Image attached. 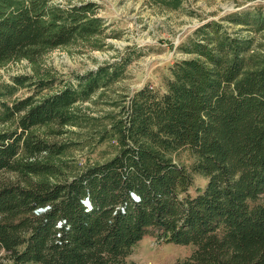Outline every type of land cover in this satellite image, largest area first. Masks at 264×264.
<instances>
[{"label":"trees","instance_id":"16d2710c","mask_svg":"<svg viewBox=\"0 0 264 264\" xmlns=\"http://www.w3.org/2000/svg\"><path fill=\"white\" fill-rule=\"evenodd\" d=\"M96 9L92 1L0 0V61L93 39L105 30ZM225 21L264 30V7L201 26L186 47L195 56L170 67L166 90H136L104 130L101 141L115 139L117 153L54 182L36 177L64 176L69 166L50 158L68 143L35 128L63 133L73 105L114 80L128 58L42 97L54 77L0 84V264H137L127 257L154 229L194 246L176 264H264V55ZM27 83L33 94L7 99ZM181 151L193 161H177ZM196 175L207 184L192 195Z\"/></svg>","mask_w":264,"mask_h":264},{"label":"rangeland","instance_id":"374dc122","mask_svg":"<svg viewBox=\"0 0 264 264\" xmlns=\"http://www.w3.org/2000/svg\"><path fill=\"white\" fill-rule=\"evenodd\" d=\"M89 1L97 7L95 15L104 19L102 34L88 41L79 40L55 48L35 60L0 61V84L12 83L17 75L32 76V82L54 77L53 87L41 91L38 97H42L63 88L66 83H78L80 75L97 71L104 65L119 64L123 58H128L125 68L114 80L73 105L71 111L75 118L63 127V133L54 132L58 129L50 124L35 128L47 140L68 143L63 154L50 158L51 162H65L69 166H61L64 176L48 173L36 177L39 179L61 180L90 164L112 158L118 150L117 142L115 139L101 141V137L115 119L123 117L122 112L133 92L145 85L160 93L165 91L170 67L177 61L195 56L186 47L191 39L200 38L197 31L204 24L220 21L242 9L264 7V0H51L63 8ZM224 23L230 33L253 39L251 52L264 55V30L230 21ZM34 89L36 85L27 83L7 99L26 97L33 94ZM176 159L185 163L193 161L187 151L179 152ZM4 176L16 178L11 173ZM206 184L205 177L196 175L189 192L196 195ZM156 231L152 230L153 234L146 235L134 246L128 261L176 264L193 252V245L163 241ZM2 264L15 263L4 259Z\"/></svg>","mask_w":264,"mask_h":264},{"label":"water","instance_id":"95a60500","mask_svg":"<svg viewBox=\"0 0 264 264\" xmlns=\"http://www.w3.org/2000/svg\"><path fill=\"white\" fill-rule=\"evenodd\" d=\"M89 203V202H88ZM46 210V208H39L38 210H37V212H43V211H45Z\"/></svg>","mask_w":264,"mask_h":264}]
</instances>
